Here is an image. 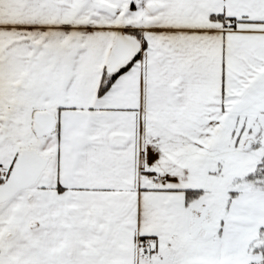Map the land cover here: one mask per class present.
Masks as SVG:
<instances>
[{"label": "snow or ice", "instance_id": "snow-or-ice-1", "mask_svg": "<svg viewBox=\"0 0 264 264\" xmlns=\"http://www.w3.org/2000/svg\"><path fill=\"white\" fill-rule=\"evenodd\" d=\"M0 264H264V0H0Z\"/></svg>", "mask_w": 264, "mask_h": 264}]
</instances>
